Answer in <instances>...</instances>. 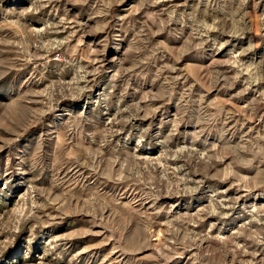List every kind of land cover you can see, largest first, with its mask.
I'll list each match as a JSON object with an SVG mask.
<instances>
[{"label": "rangeland", "instance_id": "374dc122", "mask_svg": "<svg viewBox=\"0 0 264 264\" xmlns=\"http://www.w3.org/2000/svg\"><path fill=\"white\" fill-rule=\"evenodd\" d=\"M0 264H264V0H0Z\"/></svg>", "mask_w": 264, "mask_h": 264}]
</instances>
